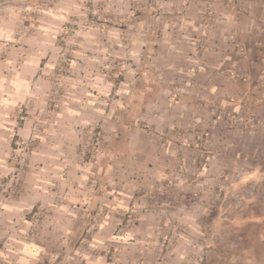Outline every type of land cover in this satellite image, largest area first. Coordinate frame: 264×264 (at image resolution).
<instances>
[{"label":"crops","instance_id":"crops-1","mask_svg":"<svg viewBox=\"0 0 264 264\" xmlns=\"http://www.w3.org/2000/svg\"><path fill=\"white\" fill-rule=\"evenodd\" d=\"M212 2L204 19L189 15L171 38L163 35L155 41L137 78L123 88L129 130L113 143L103 162L109 199L104 220L84 251L87 264H116L94 252L104 246L120 250L118 262H135L145 243L158 239L160 224L144 214L123 234L116 230L126 212L136 209L137 193L174 176L168 173L173 164L192 163L200 177L212 168L231 166L243 176L241 181L264 186V0ZM38 40H46L45 35L25 37L0 65V182L12 167L16 142L30 135L29 126L16 118L18 105L51 91L52 80H34L40 68H55L44 61L51 45ZM91 81L97 89H106L105 81ZM57 113L46 148L32 151L24 191L6 197L0 190V264H41L53 243H65L89 224L67 205L54 206L51 175L65 170L60 182L76 195L84 192L90 178L88 168L72 158L75 133L69 132L68 117L78 118L81 111L65 108ZM144 120L152 126L142 128ZM180 134L183 143L176 141ZM41 201L55 213L44 221L41 235L32 236L35 225L26 210L36 209ZM239 219V237L222 242L231 252L218 254L219 264H264V194L255 193L247 214ZM187 221L194 223L195 215L189 212Z\"/></svg>","mask_w":264,"mask_h":264},{"label":"rangeland","instance_id":"rangeland-1","mask_svg":"<svg viewBox=\"0 0 264 264\" xmlns=\"http://www.w3.org/2000/svg\"><path fill=\"white\" fill-rule=\"evenodd\" d=\"M209 1L0 0V65L25 37L40 34L46 40L38 42L51 45L44 53L45 64L52 62L55 67L40 68V74L34 76V80H52L49 94L25 99L16 109V118L29 126L30 135L21 137L16 142L17 152L10 155L12 167L0 182L6 197L24 191L32 171V151L46 148L48 134L59 119L57 112L65 108L81 111L78 118L68 117V128L75 133L72 158L90 171L84 192L76 195L60 182L65 179V170L51 175L50 181L54 206L67 205L89 224L75 237L65 238V243H53L49 258L41 264H87L84 251L104 220L109 199L105 187L110 180L103 162L113 143L129 130L123 88L143 69L147 49L163 35L171 38L189 15L204 19ZM10 26L12 30L7 32ZM91 80L105 81L106 89H97ZM232 118L231 114L230 120L235 122ZM113 124L118 128L113 129ZM140 126L149 128L152 123L144 120ZM183 136L178 135L176 141L183 143ZM83 150L88 154L86 162L81 160ZM168 173L174 175L169 181L137 193L136 209L126 212L117 227L116 234H123L142 221V214L160 224L158 239L145 243L142 255L127 264H219L217 255L227 252L222 242L239 237V218L247 214L255 193L264 194V186L260 181H241L243 176L231 166L227 170L212 168L206 177H200L192 163L185 162L169 166ZM181 178L184 184L179 183ZM162 196L168 199L163 201ZM26 211L35 225L32 236L41 235L44 221L55 213L42 201L36 209ZM189 212L195 215L194 223L187 221ZM231 249L234 252L236 246ZM94 252L107 261L121 263L117 261L120 250L114 247Z\"/></svg>","mask_w":264,"mask_h":264},{"label":"built area","instance_id":"built-area-1","mask_svg":"<svg viewBox=\"0 0 264 264\" xmlns=\"http://www.w3.org/2000/svg\"><path fill=\"white\" fill-rule=\"evenodd\" d=\"M82 154H83V155L81 156V160H82L83 162H86V159L88 158V154H87L86 150H83V151H82ZM88 201H89V200H88ZM84 205H85L84 207H87L88 202L86 201Z\"/></svg>","mask_w":264,"mask_h":264}]
</instances>
